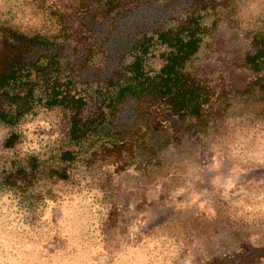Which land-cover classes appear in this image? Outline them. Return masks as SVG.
Returning a JSON list of instances; mask_svg holds the SVG:
<instances>
[{
  "label": "clouds",
  "instance_id": "obj_1",
  "mask_svg": "<svg viewBox=\"0 0 264 264\" xmlns=\"http://www.w3.org/2000/svg\"><path fill=\"white\" fill-rule=\"evenodd\" d=\"M168 3H152L168 12L166 30L190 18L199 28L181 74L205 90L206 124L177 136L164 119L153 135L139 119L129 127L124 117H106L74 138V109L51 100V86L66 84V75L52 73L51 86L34 76L0 90V264H214L243 254L245 245L264 249V88L255 83H264V68L241 63L264 40V0ZM97 7L96 0H0V42L15 44V33L64 45L65 21L78 29L84 10ZM145 38L154 47L144 72L156 79L167 66L159 53L174 50L152 31L136 37ZM138 55L126 53L123 64ZM74 59L61 58L60 67ZM105 62L96 52L88 66L103 69ZM103 91L77 82L65 94L87 105ZM184 122L199 125L194 115Z\"/></svg>",
  "mask_w": 264,
  "mask_h": 264
},
{
  "label": "trees",
  "instance_id": "obj_2",
  "mask_svg": "<svg viewBox=\"0 0 264 264\" xmlns=\"http://www.w3.org/2000/svg\"><path fill=\"white\" fill-rule=\"evenodd\" d=\"M178 2L169 0L168 8H176ZM191 2L199 8L208 6L205 0ZM96 3L97 8L84 10L78 29L71 27L70 20L65 21L67 30L64 45L50 44L39 38L29 40L15 33H11L15 44H9L7 39L0 42V90L19 86L20 81L34 76H43L45 85L51 86L49 76L52 73L66 75V84L60 85L57 82L51 86V100L53 103L71 105L74 109V138H80L89 128L102 124L106 117L115 122L124 117L129 127L139 119L149 126L153 135L160 130L158 121L166 119L171 121L177 136L185 132L195 135L197 127L206 124L200 107L205 90L190 77L182 75L181 67L198 46L195 33L199 28L196 21L190 18L173 32L165 29L168 12L154 9L153 0H103L102 4L101 0H96ZM142 7L145 9L143 12ZM148 31L158 35L159 43L174 50L170 55L159 53L161 59L167 61V66L156 79L149 78L143 68L145 57L150 55V49L154 47L153 42L149 38L140 41L136 39L137 35ZM69 40L77 41L80 47L73 50L68 46ZM132 50H139L140 55L133 65L126 67L123 58ZM96 52L105 55L103 69L88 66V61ZM73 55L75 59L61 68V58ZM42 61L47 64L46 67L42 66ZM241 63L256 72L264 68V40H257L255 53L247 54ZM77 82L87 85L89 89L95 82L102 85L105 91L90 96L88 104L83 105L82 101L65 94L66 90H74ZM255 83H260L264 88V83ZM24 87H27L30 97L33 85ZM226 95V91L222 92V96ZM4 97H8L6 92ZM10 99L15 102L21 98L16 96ZM173 115L179 116V119L174 120ZM193 115L197 117L199 125L186 126L185 118ZM114 131L121 137L128 135L119 126H114ZM15 139L14 136L8 144L11 145ZM65 158L70 157L66 155ZM244 247L243 254L224 260L217 259L214 264H259L264 249L256 250L247 245Z\"/></svg>",
  "mask_w": 264,
  "mask_h": 264
},
{
  "label": "rangeland",
  "instance_id": "obj_3",
  "mask_svg": "<svg viewBox=\"0 0 264 264\" xmlns=\"http://www.w3.org/2000/svg\"><path fill=\"white\" fill-rule=\"evenodd\" d=\"M229 258H231V257H229ZM259 264H260V262H259Z\"/></svg>",
  "mask_w": 264,
  "mask_h": 264
}]
</instances>
